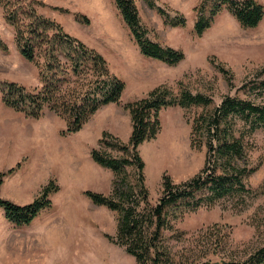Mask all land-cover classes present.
<instances>
[{
  "label": "rangeland",
  "instance_id": "rangeland-1",
  "mask_svg": "<svg viewBox=\"0 0 264 264\" xmlns=\"http://www.w3.org/2000/svg\"><path fill=\"white\" fill-rule=\"evenodd\" d=\"M35 1L41 15L102 54L126 89L119 104L102 107L80 132L71 135H64L66 120L49 110L34 119L6 106L2 87L18 84L36 91L42 83L40 68L21 56L15 29L7 22L0 1V38L8 46L7 52L0 49V173L15 169L4 178L1 197L26 205L51 181L59 186L50 196L52 208L29 226L12 224L0 209V264H136L124 247L107 237H116L119 213L94 204L85 194L109 195L115 177L93 160L92 150L123 156L101 140L108 132L129 143L132 121L126 106L159 86L177 93L187 90L209 98L211 105L163 110L160 133L138 150L154 203L162 194L165 175L181 184L199 174L206 166L208 148L194 134L196 118L218 108L228 96L264 106V20L258 28L246 30L224 10L199 37L194 30L195 9L202 0H134L149 37L185 53L184 61L169 66L142 55L114 0ZM257 1L264 6V0ZM157 8L171 16L184 15L186 26L167 24ZM79 14L90 23L78 21ZM235 128L238 134H245L250 164L261 163L247 180L257 193L245 205L237 198L224 199L188 213L177 223L182 237L171 238L169 246L197 262H242L264 246V128L250 134L239 119ZM173 133L179 140L171 150L167 141ZM127 174L137 182L134 167H128Z\"/></svg>",
  "mask_w": 264,
  "mask_h": 264
},
{
  "label": "trees",
  "instance_id": "trees-1",
  "mask_svg": "<svg viewBox=\"0 0 264 264\" xmlns=\"http://www.w3.org/2000/svg\"><path fill=\"white\" fill-rule=\"evenodd\" d=\"M0 1L7 22L15 29V41L21 56L40 68L42 83L36 91L18 84L2 87L6 106L34 119L42 118L49 110L66 120L64 135H71L80 132L102 107L121 102L126 84L111 71L102 54L68 34L56 21L41 15L35 8V0ZM114 2L144 57L169 66H177L185 60L182 50L164 46L149 37L134 0ZM157 9L167 24L186 26L184 15L171 16L163 8ZM224 10L246 30L258 28L264 20V6L257 0H202L195 9L196 35L202 37L211 29ZM76 19L84 24L90 23L80 14ZM0 49L8 51L1 38ZM221 71L228 75L224 68ZM211 103L201 94L187 90L177 93L167 86H159L146 97L126 106L132 121L128 144L108 132L103 134L101 143L122 151L123 156L115 157L101 149L92 150L93 160L111 170L115 177L109 195L95 191H86L85 194L94 204L119 213L117 235L107 237L124 247L136 264H213L197 262L185 253L171 249L168 241L179 239L183 234L176 228L177 223L188 213L213 207L224 199L237 198L245 205L257 193L248 186L247 180L260 169L261 163L250 164L245 134H238L235 127L239 119L248 126L250 134L264 128V106L228 96L218 108L203 113L194 122V134H198L201 143L208 148L204 169L181 184H175L170 176L165 175L160 198L156 203L151 200L145 185V162L138 148L160 133V113L163 110L175 106L208 108ZM128 167L136 169V183L130 180ZM14 172L13 168L8 173H0V209L12 224L29 226L42 212L52 208L50 196L59 191V186L51 181L32 203L18 205L1 198L4 178ZM227 264H264V246L242 262Z\"/></svg>",
  "mask_w": 264,
  "mask_h": 264
},
{
  "label": "bare ground",
  "instance_id": "bare-ground-1",
  "mask_svg": "<svg viewBox=\"0 0 264 264\" xmlns=\"http://www.w3.org/2000/svg\"><path fill=\"white\" fill-rule=\"evenodd\" d=\"M174 135H175V133L171 134L170 137H169V140L167 141V143H168V145H169L168 148L171 149V150L173 149V146H172L173 143H178V140H179V137H178V136H174ZM172 137H173V138L175 137V138L173 139ZM170 142H171V143H170ZM164 148L166 149V145H165V144H164ZM1 198H2V197H1Z\"/></svg>",
  "mask_w": 264,
  "mask_h": 264
},
{
  "label": "crops",
  "instance_id": "crops-1",
  "mask_svg": "<svg viewBox=\"0 0 264 264\" xmlns=\"http://www.w3.org/2000/svg\"><path fill=\"white\" fill-rule=\"evenodd\" d=\"M7 220V219H6ZM8 221V220H7Z\"/></svg>",
  "mask_w": 264,
  "mask_h": 264
}]
</instances>
